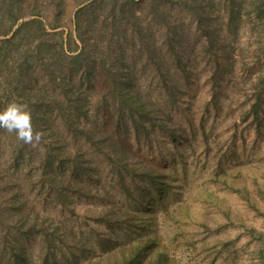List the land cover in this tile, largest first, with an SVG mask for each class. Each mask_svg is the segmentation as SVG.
Listing matches in <instances>:
<instances>
[{"label":"rangeland","instance_id":"1","mask_svg":"<svg viewBox=\"0 0 264 264\" xmlns=\"http://www.w3.org/2000/svg\"><path fill=\"white\" fill-rule=\"evenodd\" d=\"M134 1L26 0V16L4 35L13 20V0H0V111L13 100L26 104L34 129L43 133L41 145L32 147L0 129V264L21 258L24 264H47L50 250L53 264L104 256L123 231L113 235L102 217L114 212L127 223L123 212L137 207L135 197L151 185L150 176L165 182L169 208L160 203L152 211L146 204V222L155 216L157 235L146 264H261L264 133L259 138L257 131H264V110L258 121L241 116L258 93L255 84L264 80V0ZM34 18L44 22L46 33L38 25L18 32ZM209 30L215 31L212 38ZM84 44L86 56L69 57ZM69 46L73 51L64 52ZM217 54L232 65L226 69L230 84L225 81L215 98ZM89 62L92 85L81 66ZM119 77L153 110L159 108L179 142L154 125L139 135L130 118L120 130L115 127L112 89ZM216 101L226 108L221 116ZM78 105L88 117H78ZM111 145L113 151L103 147ZM122 157L139 175L130 170L122 176ZM49 158L65 167L55 185L46 172ZM77 166L87 171L79 181L73 176ZM144 178L139 186L136 179ZM43 221L48 231L57 228L50 234L56 251L47 247ZM79 238H87L92 251L85 254ZM146 243L142 237L132 242L118 264Z\"/></svg>","mask_w":264,"mask_h":264},{"label":"trees","instance_id":"2","mask_svg":"<svg viewBox=\"0 0 264 264\" xmlns=\"http://www.w3.org/2000/svg\"><path fill=\"white\" fill-rule=\"evenodd\" d=\"M25 1L26 0H13V2H11L10 11L12 13L13 20H12L11 26L9 27L8 31H6L2 34L9 35L13 31L14 27L19 23V21L26 16L25 13L23 12L24 11L23 3H25ZM55 1H57V2L61 1V3L65 2V0H55ZM86 1H88V0H79V3L82 4ZM130 1L135 3L134 0H130ZM232 1H234V0H232ZM60 5L62 6V4H60ZM92 6L93 5L85 6L84 8H81L78 11L77 16H80V14L86 10H90L92 8ZM34 9H39V8L37 6H35ZM120 11H122V14H124L126 10L123 7H121ZM130 11H131V9H130ZM35 13H37V15H40V11L35 12ZM131 14H133V11H131ZM30 25H38L39 30L40 31L42 30V31H44V33H46V27L44 25V22L38 18H34L31 21L23 22L20 25L18 32H21L24 28H26ZM59 27H60L59 24L58 25H52L51 29L55 30V29H58ZM210 31H212V30H209L208 34H209V37L212 38L213 35L215 34V31H213V32H210ZM81 40H82V38H81ZM71 41L76 44V40H73L72 36H69L70 44H71ZM82 42L85 43L84 40H82ZM84 45L85 46L81 50V52H79L77 55H73V56H69V57L72 59H80L83 56H86V52L89 49L86 47V44H84ZM210 47H212L211 49H215L216 44H210ZM63 50H64V52H66V50L68 52V50L73 51V48L71 46H69V49L63 48ZM216 51H218V50H216ZM150 53L151 54H149V55L153 56L152 54L154 52L151 51ZM218 56H219L218 54L214 56V59L215 58L217 59V60H215V63H216V66H215V68H216L215 69V71H216L215 72L216 73L215 85H216V87L213 90V95L215 98H217L218 94L222 93L224 91V89H226V88H223V83L227 82L228 84H230V82H231V80L228 78V76L226 74V69L232 65V62L228 61L227 63H225V62L219 61ZM226 60H228V59L225 58V61ZM188 61H192V59L189 58ZM82 65L85 66V68L87 69V75L89 73L87 79L91 82V85H92L93 84V82H92L93 78H92L91 71L94 69V65L91 62H89L87 64H81V66ZM255 85H256L255 89L258 90V93L256 94V97H255L253 104L250 107V109L245 111V114H242L241 117L244 121L247 120L251 116H254V118L258 121L260 119L261 112L264 110V80H263V78H262V80H260L259 83H256ZM228 87H229V85H227V88ZM112 90H113L114 98L116 97L115 102L117 103V106H118V108H117L118 109L117 110L118 111V119L115 122V127L118 130L123 128L121 126L125 125V122H124L125 120L127 121V123H129L127 118H130L131 122L134 125L135 131L139 135L141 134V132H143L144 134H148L149 125H152V126L154 125V126L160 127L163 131L169 132V134L173 137V142H175V144L177 142H179V139H177L175 137L176 134L173 131H168L169 128H167L168 127L167 122L161 120L160 113H159L160 110H158L159 108L157 110H153V107L149 104V102H146L143 95H141L137 91L136 92L133 91V87L131 86L130 82H128V80L121 78V77L116 78ZM224 95L226 98H228L226 92H224ZM172 104L173 105L176 104V101H174ZM77 107H78L77 111H78V117L79 118L88 117L87 111H84L83 108H81L79 105ZM214 108L216 109V116L217 115L221 116L226 109L224 106H222L219 103V101L215 102ZM163 113H164V111L161 110V114H163ZM108 126H110V125H108ZM207 131H208L207 128L203 127V135H204L206 141L209 142V134ZM263 133H264L263 129L259 128L257 131L258 137L262 138ZM103 147H105V149H108L111 151H113L115 149V145L103 146ZM121 154L126 155V151L121 149ZM127 159L128 158H123V157H122V159H120V165L122 166L121 167V170H122L121 174L124 177L126 175H128L127 173L130 170H132V173L134 172L133 168L130 167L129 163L127 162ZM63 165H64L63 162L61 160H58V158L57 159L56 158H52V159L49 158L47 160L46 172H48V174H51L50 175L51 176V182L53 183V185H55L57 183L56 181H58V178L63 175V174L57 173L60 170H62L63 168H65ZM81 169L82 168H79L78 166L73 169V176H74L75 180L79 181V179H82V176L84 174H87L86 170L83 171L84 174L80 173L81 171H78V170H81ZM133 175H139L137 173V168H135V174L133 173ZM135 177H137V176H135ZM149 178L150 179L148 181L151 182V185L149 184L150 186H147L145 189H143V191H141V192L139 191L140 192L139 194H141V193H143V194H141L140 196L137 195L135 197L137 207L134 208L133 210H126L125 212H123V214H124L123 216L127 217L126 218L127 223L121 222L119 220V218H117L118 215L117 214H116V216L114 215V212L106 213L102 217L103 222H105L106 225H109V227L112 229L113 235L114 234L116 235L120 231H123V234L119 238H117L116 241H114L113 245L109 248V250H107V253L104 256L99 257L94 261H89L88 263H85V262L80 263L79 262L78 264H118V258H120L119 256H121L120 254L124 253V256H125L126 249H128L131 246L132 242H134L135 240H137L138 238H141V237H142V239H147V243L143 246V249L140 252H137L136 255H134L132 258L128 259L125 257L123 264H146V261L151 256V250L153 249V245L155 244L156 239H157V235L155 232V227H156L155 216H151L148 224L146 222V220H147L146 214L148 212V210L144 211L145 208L147 209L146 204L149 203V205L151 207L150 209H152V211H154V208H156L160 203H163L164 209L169 208V205L164 203L165 200L167 199V195H165V192H164L165 182H163V184H161L159 177L150 176ZM146 181H147L146 178H144L142 180L136 179V183L139 186H141ZM65 190H67V189L65 188ZM128 191H129L130 197L132 195H134L133 193L131 194V190H128ZM157 196H159L160 199L157 200ZM68 201L69 200H67V202ZM63 204H64L63 205L64 207L68 206V204H66V202ZM142 206H143V208H142ZM131 215H134L133 218L130 217ZM132 223H134V225ZM46 226H47V222L43 221L41 226H40V230H42V231L44 230V233H45L46 237L48 238L47 242H51L50 244L47 245V247L49 249L55 248L54 251H56L59 245H57L53 242L54 239L50 236V234L52 233V235H55V231H57V228H55L53 230L54 232H51V231L47 230ZM132 232H139V234L134 235V236H130V233H132ZM127 234L131 238L128 240V242L125 246H123L121 249L118 248L119 247L118 245L120 244L121 238L125 237ZM56 238L58 240L61 239L60 236H57V235H56ZM261 240L264 242V234H262ZM78 245L81 246V248L85 252V254H88V252L92 251V249L90 248V246L87 242V238H79L78 239ZM51 251H53V250H50V253L48 254V261L46 262L47 264H53L52 259L54 260V257L51 256V254L53 253V252L51 253ZM260 255H261V259H262L261 264H264V247L262 248ZM24 263H25L24 258H21L20 262H18L17 264H24ZM55 263H57V262L55 261Z\"/></svg>","mask_w":264,"mask_h":264},{"label":"clouds","instance_id":"3","mask_svg":"<svg viewBox=\"0 0 264 264\" xmlns=\"http://www.w3.org/2000/svg\"><path fill=\"white\" fill-rule=\"evenodd\" d=\"M0 129L15 133L17 140L32 147L40 146L43 141V133L34 129L31 109L15 100L0 111Z\"/></svg>","mask_w":264,"mask_h":264}]
</instances>
